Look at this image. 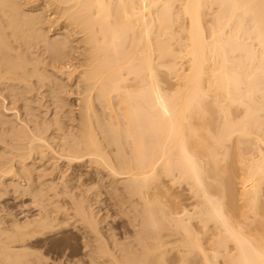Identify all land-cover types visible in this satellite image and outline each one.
<instances>
[{"label":"bare ground","instance_id":"6f19581e","mask_svg":"<svg viewBox=\"0 0 264 264\" xmlns=\"http://www.w3.org/2000/svg\"><path fill=\"white\" fill-rule=\"evenodd\" d=\"M40 2L66 27L45 24L50 20L41 4L24 9L21 0H0V143L10 153L0 161V192L23 190L57 211L64 208L61 194L69 197L63 215L85 226L94 264H264V0ZM72 32L82 40H73ZM74 42L86 52L80 51L86 57L81 123L77 133L58 125L52 132L53 123L30 122L20 109L30 116L26 95L47 85L45 54L61 64H52L55 74H79L68 60ZM58 81L53 87L61 89ZM11 111L14 123L5 120ZM53 159L76 170L90 164L107 171L115 203L133 226L126 230L131 242L119 243L111 229L101 232L106 219L78 173L58 179L57 189L63 167ZM37 214L11 224V234L0 229V264H44L24 244L53 228L49 215Z\"/></svg>","mask_w":264,"mask_h":264},{"label":"rangeland","instance_id":"374dc122","mask_svg":"<svg viewBox=\"0 0 264 264\" xmlns=\"http://www.w3.org/2000/svg\"><path fill=\"white\" fill-rule=\"evenodd\" d=\"M23 1V3H22V5L24 4V5H27L28 4V6H30V4L31 3H34V2H36V4H41L40 5V9L42 8V10H44V8H45V10L44 11H46L45 13H44V16H45V14H46V19L47 20H50V21H47V23L45 22V24H49V25H51V23L52 24H54L55 23V28H56V24H60L61 22H58L57 21V23H56V21H53L54 19L53 18H51V17H54L53 16V11H50L51 9L50 8H46L43 4L44 3H41V2H43V1H41L40 2V0H35L34 2H33V0H28V1H30L29 3H25V0H21V2ZM27 0H26V2H28ZM35 3L33 4V5H36ZM23 5V7H24V9H28V8H31V7H33V6H30V7H28V6H24ZM32 5V4H31ZM48 9H49V11H50V14L49 13H47V11H48ZM44 11H42V12H44ZM48 11V12H49ZM52 14V15H51ZM47 15H48V17H47ZM51 18V19H50ZM53 19V20H52ZM54 22H52V21ZM60 21V20H59ZM62 21V24H58V28H59V26H60V29H63V28H65L66 27V25L63 23V20H61ZM49 22V23H48ZM51 22V23H50ZM64 24V25H63ZM46 25V26H47ZM45 28H47V27H45ZM76 31V30H75ZM72 36H73V40H75V41H77L80 37H83V35L81 34V36L80 37H78V35L76 36V35H74V32H72ZM52 35H53V33H52ZM51 38H53V36H50ZM77 39H76V38ZM80 40H82V39H79L78 41H80ZM77 41V42H78ZM77 42H74L75 43V45L77 44V46H75L74 45V43L72 44L73 45V47H77L78 49H79V52H78V49L77 48H74V50L73 51H69V56H68V60L70 61H72V64L74 63L75 65H77V66H75V65H73L75 68L76 67H78V69H76V71L78 70V72L77 73H79V74H76L74 77H71V78H69L67 75L65 76L64 75V77H68V78H65L64 79V77H63V75H60L58 72V74H55L56 72H53L52 70H54V68L52 69L51 67L52 66H60L61 64L60 63H57V65L55 64V63H51V61H50V55H48V56H46L47 54H45L44 56H43V60H45L46 62L45 63H48V64H51V65H49V66H47V65H45L46 66V69H48V72L46 73L47 75L46 76H48L49 75V79L47 80V85L45 86H43L42 88H41V90H39L38 92H35V94L33 93V94H31V96H30V94L29 95H26L28 98H30L29 99V104H28V106L30 107L29 109H31V112H30V116L27 114L28 112L26 111V109H28V108H24V110H23V108H21L20 109V113H21V116L23 117V118H27L28 119V121H30L31 122V120L33 119V120H35V121H39V119L42 117V123H46L47 125H50L51 126V124L53 123V125L52 126H54V127H51L52 128V132H53V130H54V132H55V130L56 129H58V127H60L61 129H62V131H64L63 130V127H64V129H65V131H67V132H74V133H77L78 132V126H80V123H81V121H79V120H81V118H80V116L82 117V115H80V114H82L81 113V109H80V98L82 97V95H80L81 93H83V91H84V84L82 83V80H81V72L84 70V68H85V64H83V62L85 63L86 61V57L83 59V57H84V55H86L85 53V48H83L84 46H83V44H81V43H77ZM83 46H81V45ZM78 45H79V47H78ZM80 46L82 47V48H80ZM34 50V49H33ZM75 50H76V53H77V56H74V54L76 55V53H75ZM80 51L84 54V55H82L81 56V53H80ZM36 52V50L33 52V53H35ZM70 52H74L73 53V55H70V54H72V53H70ZM28 54V56L30 55V53H27ZM34 55H36V53L34 54ZM81 57L80 59L79 58H77V57H79V56ZM46 56V57H45ZM70 56L72 57V58H70ZM34 57H36V56H34ZM75 59H74V58ZM78 61H80V62H78ZM68 60L66 61L65 60V62L63 61L62 62V64L63 63H65L66 64V62H68ZM84 60V61H83ZM48 61V62H47ZM82 61V62H81ZM79 63H82V64H80V65H82V66H80L79 65ZM52 64H54V65H52ZM79 66H80V68H79ZM49 67V68H48ZM81 67H83L82 69V71L80 72V69H81ZM75 68H74V70H75ZM50 70V71H49ZM52 73V74H51ZM79 75V76H78ZM54 76V77H53ZM58 77V79L60 80V81H58V84H61L63 87H60L61 89H59L58 87L56 88L55 86L53 87V82H54V80H55V78H57ZM53 77V78H52ZM62 79H61V78ZM72 78H74V79H72ZM77 78H78V80H77ZM52 79H53V81H52ZM67 79V80H66ZM69 79H71L72 80V82H70L69 81ZM74 80V81H73ZM51 81V82H50ZM66 81V82H65ZM76 81V82H75ZM81 81V82H80ZM49 82V83H48ZM65 85H63V84ZM65 83H68V84H65ZM70 83V84H69ZM77 83V84H76ZM81 83V84H80ZM52 86H51V85ZM79 84L81 85V86H79ZM67 85V86H66ZM70 87H72V89L71 88H69V86ZM79 87H78V86ZM47 86H48V88H47ZM50 86V87H49ZM46 87V88H45ZM65 87H66V90H64V91H62L63 89H65ZM51 88H55L56 89V91H57V93L56 94H59V95H57L56 96V94L53 96V95H51L52 93V89ZM63 88V89H62ZM67 88H69L70 89V91L67 89ZM82 89L81 91L80 90H78V89ZM45 91H44V90ZM47 89H49V90H51V91H49V90H47ZM68 90V91H67ZM71 90H73L74 92H72ZM78 90V91H77ZM40 91H43V92H41L40 93ZM65 91H67V94H66V92ZM77 91V92H76ZM62 92V93H61ZM64 92H65V94H64ZM72 92V93H71ZM80 92V94H78ZM39 93V94H38ZM51 93V94H50ZM68 94H69V96L70 95H72V96H70V97H72V98H70L69 96H68ZM78 94V95H77ZM34 95H36L37 97H35ZM43 95H44V98H43ZM47 95V96H46ZM67 95V97H68V99L65 97ZM42 96V97H41ZM51 96V97H50ZM62 96V97H61ZM39 97V98H38ZM49 97V98H48ZM54 97V98H53ZM58 97V98H57ZM59 97H61V98H59ZM64 97V98H63ZM78 97H80V98H78ZM34 99V101H32L33 99ZM38 98V99H37ZM45 99L44 101H43V99ZM66 98V99H65ZM77 98V99H76ZM52 99V100H51ZM62 101H61V100ZM31 100V101H30ZM36 100V101H35ZM40 100V101H39ZM42 100V101H41ZM64 100V101H63ZM70 100V101H69ZM79 102H78V101ZM37 101H39V102H37ZM45 101H46V103H45ZM48 101V102H47ZM58 101V102H57ZM67 101V102H66ZM34 102V103H33ZM44 102V103H43ZM51 102H53V103H51ZM62 102H63V104H62ZM66 102V103H65ZM30 103H31V105H30ZM59 103V104H58ZM36 104V105H35ZM42 104V105H41ZM47 104V105H46ZM48 104L50 105V107L48 106ZM65 104V105H64ZM66 104H68V105H66ZM74 104V105H73ZM79 104V105H78ZM23 105H25L24 103H20V104H18V106H23ZM44 105V106H43ZM57 105H58V107H57ZM44 108H43V107ZM45 106H47V110L45 109L46 107ZM53 106H55V107H53ZM61 106H63V107H61ZM13 108H14V106H12ZM39 109H38V108ZM49 107V108H48ZM55 109V110H53V109ZM56 108H57V111H56ZM62 110H61V109ZM66 108V109H65ZM53 111H52V110ZM68 109H70V110H68ZM23 110V111H22ZM33 110V111H32ZM36 110V112H34ZM46 110V111H45ZM60 110H61V112H60ZM66 112V115H65V112ZM73 112H72V111ZM99 110V111H98ZM43 111V112H42ZM44 111H45V114H43L44 113ZM55 111V112H54ZM69 111V112H68ZM97 111H98V114H100L101 116L103 115L102 113V108L98 105L97 106ZM27 112V113H26ZM32 112H34V113H32ZM38 112V113H37ZM79 112V113H78ZM14 113V114H13ZM15 111H11V113H9L8 114V116H7V118H5V120L6 121H8V122H11V123H14V120H15V118H16V116H15ZM49 113H50V115H49ZM53 113H55V114H53ZM58 115H57V114ZM62 113V114H61ZM69 113V114H68ZM71 113V114H70ZM73 113H75L74 115H73ZM78 113V114H77ZM11 114V115H10ZM25 114V115H24ZM35 114V115H34ZM37 114V115H36ZM41 114V115H40ZM48 114V115H47ZM26 115H27V117H26ZM31 115H33V116H31ZM64 115V116H63ZM47 116V117H46ZM49 116V117H48ZM52 116H53V118H52ZM57 116V117H56ZM58 116H59V118H58ZM63 118H62V117ZM77 116V117H76ZM9 117V118H8ZM29 117V118H28ZM35 117H36V119H35ZM37 117H38V120H37ZM44 117V118H43ZM55 117V118H54ZM61 117V118H60ZM69 117V118H68ZM72 117V118H71ZM13 118V119H12ZM51 118H52V120H51ZM9 119V120H8ZM10 119H12L13 120V122H12V120H10ZM30 119V120H29ZM46 119V120H45ZM60 119V120H59ZM65 119H67V120H65ZM74 119V120H73ZM32 120V121H33ZM44 120V121H43ZM47 121V122H46ZM54 121H56V123L54 122ZM15 122H16V120H15ZM51 122V123H50ZM58 122H59V124H58ZM70 122V123H69ZM73 122V123H72ZM76 122H79V123H76ZM39 123H41L40 121H39ZM61 123V124H60ZM56 124V125H55ZM64 124H66L65 126H64ZM79 124V125H78ZM57 125H58V127H57ZM71 126V127H70ZM73 126H74V131H72L73 130ZM57 127V128H56ZM67 127H68V129H67ZM69 129H70V131H69ZM50 131V132H51ZM50 132H49V134H50ZM64 133V132H63ZM1 148H3V145H1V143H0V161L2 162V160L3 161H5V160H7L6 158H8L9 159V157H8V155L10 154L9 153V151L8 150H6V148L4 147L3 149H4V151L1 149ZM7 152V154H6V152ZM3 152V153H2ZM5 154V155H4ZM3 157V158H2ZM6 157V158H5ZM52 161H54V159L52 160ZM51 161V163H50V165H53L52 167H56V165L55 164H57V163H59L58 165H59V167H63V168H61L62 169V172L61 173H59L58 174V176L55 178L56 180H57V182L56 181H54V183H56L57 185H59V186H57L58 188L57 189H59V191L61 192V189H62V184H61V182L63 181V179H70L71 178V175H80V176H82V181H85V183L86 184H88V186H90L89 188L91 189V191L90 192H92V193H89V195H88V198L90 199V200H92V198L94 199V200H92L93 202H91V203H93V205H95L94 206V208H96L97 207V209H99V207H100V209H99V211H101V213H100V217L102 218L103 216H104V218L106 219V221H104V223L102 222V224L101 225H99V226H102V225H104V226H102V228L101 227H99L100 229H101V232L103 233V231L105 230V229H111V233L112 234H114L116 237H118V238H116L117 240H118V242L120 243L121 242V244H123L124 242V244H127V242L129 243V242H131V239H130V237H128V236H131V234H128V233H132L131 231H134L133 230V226H131V225H129L130 223H129V218L127 217V216H125V215H122V214H124L123 212V210L122 209H120V207L118 206V204L117 203H115L116 202V200H115V198H114V195L112 194V192H111V187L110 186H108V185H110L111 184V182L113 181L112 180V178L107 174V171H105L104 172V170H103V172H101L102 170L101 169H98V168H95L94 166H91L90 164H88V165H90V166H88L87 164H84V165H82L81 167H78L77 168V170H76V168L74 169V167L73 166H69L68 167V165H65V163H62V162H56V160L54 161L55 162V164L53 163ZM66 168H65V167ZM89 168V170L91 171H89L88 169H86L87 167ZM68 167V168H67ZM84 168V170H83V168ZM94 168V169H93ZM66 169V170H65ZM74 169V170H73ZM70 170V171H69ZM79 170V171H78ZM96 170V171H95ZM101 170V171H100ZM64 171V172H63ZM76 171V172H75ZM69 174H68V173ZM84 172V173H83ZM86 172H88V173H86ZM92 172H93V174H92ZM96 172V173H95ZM65 173H67V175L65 176ZM78 173V174H77ZM99 175H98V174ZM105 173V175H102V174H104ZM62 174V175H61ZM83 174V175H82ZM86 174V175H85ZM78 175V176H79ZM61 176V177H60ZM72 176V177H73ZM85 176H86V178H85ZM87 176H88V178H87ZM107 176V177H106ZM50 177V176H49ZM54 175H53V179H54ZM67 177V178H66ZM104 178V179H103ZM107 180H106V179ZM53 179H51V177L50 178H48V176L47 177H45L44 178V181H48V183H49V181H50V183L52 182V180ZM61 180V182L59 181V180ZM102 179V180H101ZM111 180V181H110ZM90 183H89V182ZM107 181V182H106ZM108 181H110V182H108ZM6 182H8V183H10L9 182V180L8 181H6ZM105 182V183H104ZM59 183V184H58ZM95 183V184H94ZM73 184H76L77 186H78V184L77 183H71L70 184V186H73V187H75L76 185H73ZM90 184V185H89ZM92 184H93V186H92ZM106 184V185H105ZM61 185V186H60ZM76 186V187H77ZM121 186V187H120ZM73 187H71L70 189H72ZM106 187V188H105ZM108 188V189H107ZM110 188V189H109ZM119 188L120 189H122V185H120L119 184ZM8 189H10V190H8ZM13 189V188H12ZM12 189L9 187V188H7L6 190H3V189H1V190H3V191H1L0 193H4L5 194V192H7L6 193V195H4L3 193H2V195L0 194V206H1V208H0V229L2 228V229H6L7 231H8V233L10 232V234L11 233H13L12 231H14V229L13 230H11V228H14L13 226L14 225H16V224H21V225H24L25 224V222L27 221V222H29V221H31V220H33L35 217H36V215L38 216V214H37V212L39 211V215H49L50 217H51V219L52 218H55V219H53V221L50 219L49 220V222L51 221L52 223H53V226H52V223L50 222V224H51V226L54 228H47V229H44L43 231H41V232H45L44 234H40V233H36L37 235H35V236H29V237H27V239H26V241L28 242V244H27V242L25 241V243L24 244H26L25 245V247H29V248H26L27 250L28 249H30L29 251H27V252H29V253H31V258L35 261L36 259H42L41 261L44 263V264H59L60 262V264H94L93 262H92V259H91V250L92 249H94V248H91V247H87V249H85L86 248V244L87 243H89L88 241H87V238H85L87 235L85 234V232H86V229H85V226H83V224H81L80 222H76V218H70V220L72 219L73 220V222H72V220L71 221H69V220H67L66 219V217H65V215H66V213H64L65 212V204H66V202H71V200H70V198L69 197H67L66 195V198H63V197H65L64 196V194H61V199H60V203L58 204V205H60V207L62 206V204H64L63 206H64V208L62 207V208H60V209H63V210H58L57 211V206L56 205H54V206H51V205H49L48 203H47V201H45L44 199L42 200L40 197H37L38 198V201H37V198H34V196H30L29 195V193H23V190H21V192L20 191H18V192H15L14 194H13V192L14 191H12ZM58 191V190H57ZM58 191V192H59ZM176 191H180V189H177ZM78 192V190H73V194L75 193H77ZM17 193H19V194H17ZM22 195H21V194ZM110 193V194H109ZM185 194H189L188 192H184ZM25 194V195H24ZM78 194V193H77ZM14 195V196H13ZM63 195V196H62ZM112 195V196H111ZM190 195V194H189ZM21 196V197H20ZM27 196V197H26ZM30 196V197H29ZM8 197V198H7ZM32 197V198H31ZM91 197V198H90ZM7 198V199H6ZM17 198V199H16ZM113 198V199H112ZM14 199V200H13ZM62 199L63 200H65V201H62ZM69 199V200H68ZM96 199V200H95ZM20 200V201H19ZM33 202H32V201ZM36 200V201H35ZM41 202L40 204L38 203V202ZM95 201H98L99 203H97L96 204V202ZM24 202V203H23ZM46 202V203H45ZM42 203L45 205V207L46 208H44V205H42ZM18 204V205H17ZM37 204L39 205V206H37ZM3 205V206H2ZM29 207H28V206ZM41 205V206H40ZM48 205V206H47ZM22 206V207H21ZM99 206V207H98ZM4 207V208H3ZM28 207V208H27ZM33 207V208H32ZM39 207V208H38ZM43 207V208H42ZM51 209L52 207V209H55V210H51V212L52 213H56V215L55 214H49V213H51L50 211H49V208ZM120 210H119V209ZM4 209V210H3ZM38 209V210H37ZM46 209V210H45ZM14 210V211H13ZM27 210V211H26ZM41 210V211H40ZM4 211V212H3ZM12 211V212H11ZM43 211H45V213L43 212ZM49 211V212H48ZM64 211V212H63ZM13 212H15V214L13 213ZM58 212H60V213H58ZM62 212V213H61ZM73 213V211H70V213L69 214H72ZM121 212V213H120ZM10 213V214H9ZM19 213V214H18ZM23 213V214H22ZM26 213V214H25ZM3 214H5V215H3ZM9 214V215H8ZM59 214H60V216H59ZM63 214H65V215H63ZM121 216H120V215ZM52 215V216H51ZM103 215V216H102ZM15 216V217H14ZM34 218H33V217ZM59 216V217H58ZM74 215H72V217H73ZM6 217V218H5ZM9 217H10V219H9ZM20 217V218H19ZM25 217H26V220H25ZM27 217H28V219H27ZM30 217H32V218H30ZM14 218V219H13ZM63 218H65L64 220H63ZM17 219V221H15ZM61 219H62V221L63 222H65L66 223V221H67V224H63V222L61 221ZM56 220V221H55ZM75 220V221H74ZM102 220H104L103 218H102ZM7 221V222H6ZM19 221V222H18ZM59 221V222H58ZM62 223H61V222ZM2 222V223H1ZM15 224H14V223ZM17 222V223H16ZM24 222V224H22ZM56 222V223H55ZM72 222V223H71ZM127 222V224H125ZM6 223V224H5ZM55 223V224H54ZM63 224L64 226H66V227H64L63 225H62V227H61V225L59 226L58 224ZM78 223V224H77ZM11 224H13V225H11ZM56 224L58 225L57 226V228H56ZM73 224H76V227H75V225L73 226ZM81 224V225H80ZM122 224V225H121ZM7 225V226H6ZM10 225H11V228H10ZM80 225V226H79ZM83 226V227H82ZM108 226H109V228H108ZM128 226V227H127ZM6 227V228H5ZM10 229H9V228ZM73 227V228H72ZM75 227V228H74ZM82 227V228H81ZM110 227H112V228H110ZM125 227V228H124ZM61 228V229H60ZM68 228V229H67ZM98 228V229H99ZM104 228V229H103ZM129 228H131V230L129 229ZM9 229V230H8ZM48 229H49V231H48ZM99 229V230H100ZM117 229H119V230H117ZM121 229V230H120ZM125 229V231L127 230V231H130V232H128L127 233V231L125 232V231H123ZM46 230H47V232H46ZM52 230H53V232H52ZM57 230V231H56ZM77 231V232H76ZM106 231V230H105ZM117 231V232H116ZM50 232V233H49ZM83 234V239L81 238L82 237V234ZM105 233V232H104ZM118 233V234H117ZM126 233V234H125ZM48 234V235H47ZM59 234V235H58ZM128 234V235H127ZM43 235V236H42ZM73 235V236H72ZM86 235V236H85ZM46 236V237H45ZM85 236V237H84ZM126 236V237H125ZM3 238V237H2ZM67 238V239H66ZM127 238H128V240H127ZM30 239V240H29ZM35 239V240H34ZM73 240V241H72ZM84 240V241H83ZM30 241V242H29ZM50 241V242H49ZM87 241V242H86ZM37 242V243H36ZM43 242V243H42ZM29 243H31L30 244V246H29ZM28 245V246H27ZM16 246H19V244L18 245H16ZM34 250V251H32L31 252V248ZM36 249H35V248ZM85 249V250H84ZM18 250V249H17ZM44 250V251H43ZM88 250V251H87ZM40 251V252H39ZM91 251V252H90ZM34 252V254H32ZM39 252V253H38ZM87 252V253H86ZM89 254V255H88ZM37 255H40V256H37ZM87 255V256H86ZM35 256V257H34ZM37 257V258H36ZM42 257V258H41ZM84 259V260H83ZM49 260V261H48ZM62 260V261H61ZM37 261V260H36ZM47 261V262H46ZM51 261V262H50ZM55 261V262H54ZM78 261V262H77ZM91 261V262H90ZM46 262V263H45ZM81 262V263H80ZM85 262V263H84Z\"/></svg>","mask_w":264,"mask_h":264}]
</instances>
